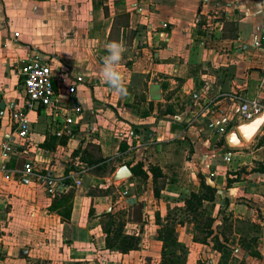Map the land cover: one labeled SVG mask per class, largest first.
Instances as JSON below:
<instances>
[{
  "label": "crops",
  "instance_id": "1",
  "mask_svg": "<svg viewBox=\"0 0 264 264\" xmlns=\"http://www.w3.org/2000/svg\"><path fill=\"white\" fill-rule=\"evenodd\" d=\"M112 41L126 48L117 66L126 96L100 79ZM32 59L72 72L57 88L77 80L74 135L54 136L47 115L30 110V139L16 136ZM253 99L259 117L264 0H0V264H161L169 222L179 264H264V122L245 129L247 141L238 132ZM28 161L39 175L25 172ZM138 163L158 166L164 186L135 175ZM124 165L131 175L115 179ZM206 183L215 198L198 213L210 226L185 206ZM69 191L64 216L67 206L52 204ZM107 213L140 236L138 248L106 246Z\"/></svg>",
  "mask_w": 264,
  "mask_h": 264
},
{
  "label": "built area",
  "instance_id": "2",
  "mask_svg": "<svg viewBox=\"0 0 264 264\" xmlns=\"http://www.w3.org/2000/svg\"><path fill=\"white\" fill-rule=\"evenodd\" d=\"M164 27L169 23L164 22ZM15 36H19L18 33ZM260 45V41H256ZM24 87L26 98L24 107L12 113V119L16 125V136L25 142L30 139L32 130L30 110H40L49 118V131L56 137L72 136L76 127L82 121L83 107L76 97L77 80H71L65 89L57 88L56 83L61 86L71 77V71L65 68L53 69L52 66L41 59L27 61L23 68ZM58 86V87H59ZM263 111V107L256 99L244 101L240 106V117L244 120H252ZM3 148L8 151H15L16 146L10 143H3ZM229 155V154H228ZM227 155V157H228ZM5 166L3 165L2 168ZM25 172L28 174L39 175L35 164L32 161L26 163ZM73 184H80L81 181L74 176H69ZM69 183V184H70ZM64 186H66L64 184ZM54 192L53 187L49 188Z\"/></svg>",
  "mask_w": 264,
  "mask_h": 264
},
{
  "label": "trees",
  "instance_id": "3",
  "mask_svg": "<svg viewBox=\"0 0 264 264\" xmlns=\"http://www.w3.org/2000/svg\"><path fill=\"white\" fill-rule=\"evenodd\" d=\"M62 143H66V140H62ZM128 146L129 145L125 141H123L120 147L121 152L126 150ZM143 165H144L143 163H138L137 165L132 167L134 174L137 176H142L145 179H148L151 174L153 175L155 181L157 183L159 182L162 188L166 182V178L162 170L158 166L152 164H148L146 168L143 167ZM204 186L206 191L200 194L191 193L189 195V198L187 197L185 199V206L187 210H191L195 213V217H199L200 219H202L204 226L206 225L210 226L214 220L205 217L201 218L198 212L204 200L215 198V193L217 188L208 183H206ZM72 193L73 191H69L63 193L61 196L57 195V197H55V199L53 200L52 208H58L59 206L62 207L65 205L67 206L68 201L72 196ZM157 195H159L158 190H157ZM59 211L64 216H67L69 214L68 206L66 209H60ZM107 215L110 217V220H108L104 226V231L106 232V240H105L106 246L115 247L124 253L138 248L139 242L141 241L140 236L137 233H130V234L123 233L122 224L113 227L112 222H114V220L112 218V213H107ZM176 225H177L176 222H169L167 225H162L161 232L159 233V238L161 240L163 239V241L165 242V248L162 251L161 264H179L180 262V258L175 257V251L167 249L168 246H177L179 243L178 238L175 234ZM223 245L224 243H220V245H218L217 248H222Z\"/></svg>",
  "mask_w": 264,
  "mask_h": 264
},
{
  "label": "clouds",
  "instance_id": "4",
  "mask_svg": "<svg viewBox=\"0 0 264 264\" xmlns=\"http://www.w3.org/2000/svg\"><path fill=\"white\" fill-rule=\"evenodd\" d=\"M106 51L107 55L103 58V63L100 69V79L103 83H106L116 95L126 96L128 90L124 83V77L117 68L126 48L123 42L112 41L107 43Z\"/></svg>",
  "mask_w": 264,
  "mask_h": 264
},
{
  "label": "water",
  "instance_id": "5",
  "mask_svg": "<svg viewBox=\"0 0 264 264\" xmlns=\"http://www.w3.org/2000/svg\"><path fill=\"white\" fill-rule=\"evenodd\" d=\"M255 122H259V124H258L256 130L254 131V133H256V131L261 127L262 123L264 122V114L259 116V117H256L255 119L249 121L248 123H244L238 127V132L241 135V137H243L244 140L247 141L251 137V136L246 135L244 132L246 126L251 125ZM137 131H139V130L137 129ZM233 135L234 134H232V137H233ZM231 143L234 144V141L232 140ZM130 175H131L130 168L127 165H124L116 172L115 179H121V178L129 177ZM25 252H27V251H25Z\"/></svg>",
  "mask_w": 264,
  "mask_h": 264
},
{
  "label": "bare ground",
  "instance_id": "6",
  "mask_svg": "<svg viewBox=\"0 0 264 264\" xmlns=\"http://www.w3.org/2000/svg\"><path fill=\"white\" fill-rule=\"evenodd\" d=\"M258 123L259 122H255V123H253V124H251V125H249V126H246V128L245 129H248L249 128V131H254L255 129H256V127L258 126ZM246 130H244V132H245ZM246 134V133H245ZM247 135V134H246Z\"/></svg>",
  "mask_w": 264,
  "mask_h": 264
}]
</instances>
